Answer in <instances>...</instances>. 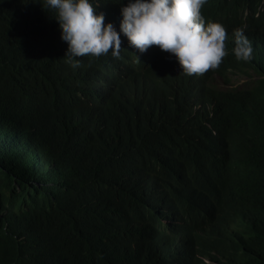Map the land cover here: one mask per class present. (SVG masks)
Segmentation results:
<instances>
[{
	"label": "trees",
	"instance_id": "16d2710c",
	"mask_svg": "<svg viewBox=\"0 0 264 264\" xmlns=\"http://www.w3.org/2000/svg\"><path fill=\"white\" fill-rule=\"evenodd\" d=\"M93 2L119 31L126 0ZM54 16L0 0V264H264V28L250 61L187 75L123 34L118 58L73 68ZM212 199L224 231L172 249Z\"/></svg>",
	"mask_w": 264,
	"mask_h": 264
},
{
	"label": "clouds",
	"instance_id": "9594fccd",
	"mask_svg": "<svg viewBox=\"0 0 264 264\" xmlns=\"http://www.w3.org/2000/svg\"><path fill=\"white\" fill-rule=\"evenodd\" d=\"M44 5L55 12L59 37L67 46L64 56L73 68L80 66L78 57L110 53L118 58L123 34L137 53L155 45L175 60L180 72L202 75L215 69L227 55L250 61L254 51L250 39L259 48L264 28V24L250 19L243 0H126L119 8V31L111 22H105L93 0H44ZM214 197L219 200L216 193ZM200 208H189L184 217L183 213L178 215L182 226L171 238L172 249L188 239L196 248H202L198 235L224 231L226 221L208 209L201 215L203 220L185 222ZM210 219L213 224L201 231Z\"/></svg>",
	"mask_w": 264,
	"mask_h": 264
},
{
	"label": "bare ground",
	"instance_id": "6f19581e",
	"mask_svg": "<svg viewBox=\"0 0 264 264\" xmlns=\"http://www.w3.org/2000/svg\"><path fill=\"white\" fill-rule=\"evenodd\" d=\"M219 174V173H218ZM215 182V185L218 183L216 180L213 181ZM216 189L214 188L213 192L211 193V196H214L215 193H216ZM216 203V201L214 199L212 200H209L208 202L206 201H203L202 204H201V208L199 211H197V213L201 216L203 214V212L206 210V209H209L211 207H214V204ZM202 217V216H201ZM210 218V217H209ZM202 220H203V217H202ZM209 224H213V221L212 219H210L209 223L207 221L204 222V224L202 225L203 227L200 229L201 231H206L207 227ZM186 262H187V258H186ZM198 262L194 263V264H197Z\"/></svg>",
	"mask_w": 264,
	"mask_h": 264
},
{
	"label": "rangeland",
	"instance_id": "374dc122",
	"mask_svg": "<svg viewBox=\"0 0 264 264\" xmlns=\"http://www.w3.org/2000/svg\"><path fill=\"white\" fill-rule=\"evenodd\" d=\"M229 77H230V79H231V81H232V84H231L229 87H226V88L240 87V86L243 85V83H245V81H247V80H245V79L243 78L242 75L237 74V73L229 74ZM222 81H223L222 78H220V77H216V80H215L216 83L222 85V84H221Z\"/></svg>",
	"mask_w": 264,
	"mask_h": 264
}]
</instances>
